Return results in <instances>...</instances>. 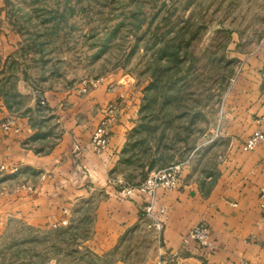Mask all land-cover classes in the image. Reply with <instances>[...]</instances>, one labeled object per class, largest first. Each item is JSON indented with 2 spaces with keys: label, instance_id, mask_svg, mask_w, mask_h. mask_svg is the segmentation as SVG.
<instances>
[{
  "label": "rangeland",
  "instance_id": "obj_1",
  "mask_svg": "<svg viewBox=\"0 0 264 264\" xmlns=\"http://www.w3.org/2000/svg\"><path fill=\"white\" fill-rule=\"evenodd\" d=\"M263 45L264 0H0V100L13 114L32 116V141L46 152L63 135L51 103L64 108L73 93L114 90L120 107L133 109L127 143L109 174L117 195L132 198L118 192L178 161L208 194L230 146L225 104L245 80L247 59ZM4 171L0 166V195L20 177ZM103 195L81 199L70 220L56 226L0 211V264L128 258L134 229L121 239L122 250L101 253L93 245ZM142 212L139 226L147 235L140 245L158 255Z\"/></svg>",
  "mask_w": 264,
  "mask_h": 264
},
{
  "label": "crops",
  "instance_id": "obj_2",
  "mask_svg": "<svg viewBox=\"0 0 264 264\" xmlns=\"http://www.w3.org/2000/svg\"><path fill=\"white\" fill-rule=\"evenodd\" d=\"M245 73L225 104L224 133L230 146L212 190L204 193L185 168L176 188L157 193V206L166 209L164 250L180 256L176 264H264V141L255 150L243 148L256 129L264 131V45L249 56ZM68 99L64 108L59 101L51 103L63 135L46 152L32 141L37 132L32 116H17L5 99L0 100V166H6L4 174L20 176L6 182L9 191L0 195V211L33 225L56 226L70 220L81 199L102 191L104 199L95 211L96 250L117 249L123 236L134 229L135 245L129 248V257L117 264H154L155 249L140 245L146 238L139 226L145 199L120 198L109 175L127 143L128 112L133 109L129 104L120 107L118 93L103 86L82 96L73 93ZM10 116L15 124L6 130L2 123ZM103 122L110 132L109 144L104 153H97L91 140ZM76 144L82 149L80 157L74 152ZM201 221L209 223V240L215 249L184 242L187 232ZM125 243L130 245L128 240Z\"/></svg>",
  "mask_w": 264,
  "mask_h": 264
},
{
  "label": "built area",
  "instance_id": "obj_3",
  "mask_svg": "<svg viewBox=\"0 0 264 264\" xmlns=\"http://www.w3.org/2000/svg\"><path fill=\"white\" fill-rule=\"evenodd\" d=\"M98 85V82L94 84ZM86 90V88H84ZM14 124V119L10 118L2 123L4 129L8 130ZM109 129L106 122H103L92 136L91 144L97 153H104L109 144ZM264 141V131L256 129L244 142L243 148L246 151L255 150ZM75 155L80 157L81 147L76 144ZM5 169L4 164L1 165ZM185 169L184 162L169 163L148 175L142 182L126 185L118 193L124 197L142 196L145 199L143 207L144 215L155 232V237L159 244L158 256L155 264H176L180 256L177 253H168L164 250L163 232L165 228L166 209L157 206V193L159 190H171L176 188L181 180L182 172ZM261 197L264 198V188L261 190ZM261 213L264 218V202L261 203ZM197 242L203 247L215 249L216 245L209 240V223L201 221L190 229L184 236V242Z\"/></svg>",
  "mask_w": 264,
  "mask_h": 264
},
{
  "label": "trees",
  "instance_id": "obj_4",
  "mask_svg": "<svg viewBox=\"0 0 264 264\" xmlns=\"http://www.w3.org/2000/svg\"><path fill=\"white\" fill-rule=\"evenodd\" d=\"M167 165V164H166Z\"/></svg>",
  "mask_w": 264,
  "mask_h": 264
}]
</instances>
